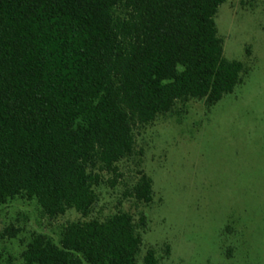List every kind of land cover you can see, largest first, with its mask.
Listing matches in <instances>:
<instances>
[{
  "label": "trees",
  "instance_id": "obj_1",
  "mask_svg": "<svg viewBox=\"0 0 264 264\" xmlns=\"http://www.w3.org/2000/svg\"><path fill=\"white\" fill-rule=\"evenodd\" d=\"M226 1L0 0V204L82 216L58 239L34 234L25 264H139L146 214L94 218L97 187L122 176L140 126L242 82L219 35ZM128 196L150 204L153 179L141 171ZM145 264H160L154 249Z\"/></svg>",
  "mask_w": 264,
  "mask_h": 264
},
{
  "label": "rangeland",
  "instance_id": "obj_2",
  "mask_svg": "<svg viewBox=\"0 0 264 264\" xmlns=\"http://www.w3.org/2000/svg\"><path fill=\"white\" fill-rule=\"evenodd\" d=\"M225 56L246 71L217 104L178 103L136 130L133 155L115 181L105 173L92 216L146 214L139 264L154 249L160 264H264V0H227L217 16ZM153 179L150 204L128 196L140 172ZM75 209L50 218L37 200L0 204V264H25L36 233L55 239Z\"/></svg>",
  "mask_w": 264,
  "mask_h": 264
}]
</instances>
